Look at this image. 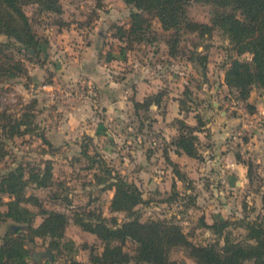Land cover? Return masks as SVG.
<instances>
[{
    "label": "rangeland",
    "instance_id": "374dc122",
    "mask_svg": "<svg viewBox=\"0 0 264 264\" xmlns=\"http://www.w3.org/2000/svg\"><path fill=\"white\" fill-rule=\"evenodd\" d=\"M59 2V14L34 3L23 6L37 40L35 51L0 34V112L29 124L27 134L9 139L0 131V174L22 165L26 178L48 162L51 183L45 188L30 183L25 194L36 203L26 206L34 213L33 227L42 222L43 210L58 213L65 224L64 238L54 251L48 236L26 241V264H92L90 249L99 254L102 244L74 219L88 213L109 223L111 218L119 224L128 219L110 209L114 190L109 189L113 175L108 170L141 192L136 208L141 222L175 224L194 245L221 250L226 237L246 241L242 221L264 226V88L254 85L242 100L226 86L225 71L236 56L221 31L175 32L144 14L149 23L128 32L133 9L122 0ZM187 14L191 21L210 24L213 8L190 2ZM72 26L76 33L82 31L83 43L73 46L80 61L93 63H87L89 74H82L79 61L69 65L59 58L64 51L51 45L50 32L71 31ZM114 26L125 35L114 36ZM68 67L76 77L64 78ZM5 70L17 76L11 78ZM140 78L138 87L135 79ZM181 122L198 129L197 159L174 153ZM164 153L174 158L180 176ZM0 200L6 202L8 196ZM224 220L231 224L222 237L204 225ZM19 227L28 234L27 224L2 223L0 244ZM136 248L127 240V264H146L135 258ZM46 251L53 261L41 256ZM169 260L195 264L184 247L172 248Z\"/></svg>",
    "mask_w": 264,
    "mask_h": 264
},
{
    "label": "trees",
    "instance_id": "16d2710c",
    "mask_svg": "<svg viewBox=\"0 0 264 264\" xmlns=\"http://www.w3.org/2000/svg\"><path fill=\"white\" fill-rule=\"evenodd\" d=\"M60 0H0V34L13 38L23 45L28 51H35L37 40L32 31L28 16L23 10L25 4H37L41 10L59 14L61 11ZM131 6V23L128 32L141 30L144 24L149 23L143 15L157 19L164 29L179 32L187 29L200 35L211 33L218 29L228 39L235 58L231 59L225 71L224 81L228 88L238 92L242 100H247L254 85L264 88V0H122ZM190 2L210 5L213 14L210 24L191 21L187 14ZM119 37L125 35L120 26H114ZM124 39V38H120ZM248 54L249 60L239 57ZM4 71V70H3ZM22 71L16 68V72ZM8 72V73H7ZM9 77H16L11 70H5ZM16 75V76H15ZM154 100L157 97H153ZM146 99V101H148ZM28 117V116H24ZM27 125L22 118L14 119L0 112V131L5 138H13L27 134ZM24 127V130H21ZM195 126L180 123V130L173 142L175 154H186L190 158H199L196 147L198 140ZM40 139H46L41 135ZM3 142L0 140V150ZM164 159L172 167L175 174L180 176L178 165L173 162L167 153ZM113 175L109 189L114 190L110 209L112 212L125 213L128 218L122 224L115 218L109 221L94 213L78 216L74 223L83 231L91 233L102 244L101 253L90 249L89 260L92 264H127L130 256L124 251L127 240L136 244L138 261L146 264H171L169 251L174 247L188 249L195 264H264V226L257 220L242 221L246 230V241H234L227 237L221 250L212 246H198L192 244L175 224L159 220L141 222L137 214V206L142 203L141 192L137 186L128 182L119 173L108 170ZM27 178V179H26ZM25 178V169L22 165L0 174V197L8 196V201L0 200V226L7 219L18 224H27L28 234L24 235L21 228L13 229L7 234L0 244V264H26L28 250L25 246L27 240L50 237L52 240L49 248L54 251L59 246V241L64 238L65 224L61 216L53 211L43 210L42 222L33 227L34 213L26 204L36 203L33 197L25 194V188L34 183L37 187H48L51 183V166L47 162L43 170L28 172ZM34 200V201H31ZM231 223L228 220L204 224L217 236L222 237L223 230ZM58 241V242H55ZM73 246V243L68 244Z\"/></svg>",
    "mask_w": 264,
    "mask_h": 264
},
{
    "label": "crops",
    "instance_id": "0c3cea01",
    "mask_svg": "<svg viewBox=\"0 0 264 264\" xmlns=\"http://www.w3.org/2000/svg\"><path fill=\"white\" fill-rule=\"evenodd\" d=\"M94 23H97V22L95 21ZM102 25L103 24L98 23V26H102ZM95 29H97V28H95ZM69 31L70 30H68V29L67 30L61 29L60 32L59 31L50 32L51 38H52V44L51 45L53 47H54V45H56V46L59 45L60 49H62L64 51L63 52L64 54L60 55L59 58H63V60L67 61V64H69V65L70 64L73 65L72 63L79 61V65L82 66V68H80V70H82V72H83L82 74H87L89 72L87 70V68L89 67V64H87V63H90V64H93V63H91V62L86 63L85 60L80 61V59L82 57H79L78 55H76L75 46H73L75 43H77V45H78V43H83L84 37L82 35H80L81 34L80 32H82V31L79 32L80 34L76 33L77 31H76V29H74V26H72L71 31L70 32ZM72 32H74V33H72ZM90 36L93 37L92 35H90ZM71 42H73V43H71ZM84 46H86V48H89V49L91 48V47H87V45H84ZM65 53H67V54H65ZM71 73H72L71 67H68L67 70L64 71V78L71 79V78L76 77V76L72 75ZM135 81L137 82L138 87L142 84L141 78L135 79ZM78 115L79 114H77V116ZM170 159L173 162L175 161L174 158H170Z\"/></svg>",
    "mask_w": 264,
    "mask_h": 264
},
{
    "label": "water",
    "instance_id": "95a60500",
    "mask_svg": "<svg viewBox=\"0 0 264 264\" xmlns=\"http://www.w3.org/2000/svg\"><path fill=\"white\" fill-rule=\"evenodd\" d=\"M255 86L257 85L255 84ZM41 256H47L49 258V261H53V257L49 251L41 253Z\"/></svg>",
    "mask_w": 264,
    "mask_h": 264
},
{
    "label": "built area",
    "instance_id": "2783aa9c",
    "mask_svg": "<svg viewBox=\"0 0 264 264\" xmlns=\"http://www.w3.org/2000/svg\"><path fill=\"white\" fill-rule=\"evenodd\" d=\"M89 93H91V94H94V95H95V90H94V93H93V90H90V91H89ZM94 95H93V96H94Z\"/></svg>",
    "mask_w": 264,
    "mask_h": 264
}]
</instances>
